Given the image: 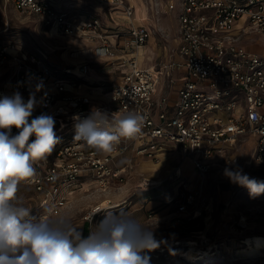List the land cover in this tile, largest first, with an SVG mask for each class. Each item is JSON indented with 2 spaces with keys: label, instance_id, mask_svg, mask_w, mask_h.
Segmentation results:
<instances>
[{
  "label": "built area",
  "instance_id": "obj_1",
  "mask_svg": "<svg viewBox=\"0 0 264 264\" xmlns=\"http://www.w3.org/2000/svg\"><path fill=\"white\" fill-rule=\"evenodd\" d=\"M111 1L113 9L133 15L131 3ZM51 2L0 0V98L19 92L26 102L34 92L42 103L32 118L52 115L56 134L67 127L53 153L34 164L37 180L28 186L36 195L34 216L46 202L59 205L61 212L85 183L105 189L122 179L126 165L119 160L129 150L156 158L178 155L203 176L237 140L250 136L252 157L264 159V53L243 41L250 34H264V0H179L178 35L172 46L159 44L143 20L127 22L121 32L112 31L97 15L79 13L76 18ZM176 5L167 0L164 6L172 10ZM10 8L19 17H39L32 30L46 49L4 39L11 28ZM65 36L83 47V39L89 38L91 57H104L102 63L109 67L96 68L113 75L104 77L103 83L92 82L85 74L95 67L83 58L73 66L61 64L57 55L53 62L44 59V54L59 48L61 54L66 51L69 45L53 41ZM150 37L160 59L142 65L138 50ZM93 109L109 114L139 112L146 117L143 134L122 140L109 155L98 154L75 141V131L69 134L75 129L73 117L84 118ZM257 178L264 181L263 176ZM192 197L186 194L179 199L177 211H186ZM187 219L193 218L176 220L183 225ZM198 246L204 251L207 245Z\"/></svg>",
  "mask_w": 264,
  "mask_h": 264
},
{
  "label": "rangeland",
  "instance_id": "obj_2",
  "mask_svg": "<svg viewBox=\"0 0 264 264\" xmlns=\"http://www.w3.org/2000/svg\"><path fill=\"white\" fill-rule=\"evenodd\" d=\"M51 1L54 5H60L67 12L66 14L76 15V18H80L79 13L86 16L97 15L104 25L113 29L112 31L120 30L121 32L127 28L128 23L126 22H132L129 18L125 22L122 16H113L112 14L117 9H113L114 2L110 0ZM166 1L123 0L125 4L133 5V15L137 18H144V15L149 18L159 44L166 43L167 46H172L175 42L174 38L178 35L179 0H174L177 5L172 10L165 9ZM10 10L8 14L11 28L4 39L7 42L17 41L21 44H29L27 46L31 48L35 45L42 47L39 38L32 30L34 21L39 17H19L16 10L12 8ZM134 21L137 24L141 20ZM116 22L118 23L115 24ZM40 28L43 31V27ZM53 41L69 46L65 47L66 51L63 54L60 48L54 53L44 54L43 58L47 61H55L57 55L59 59L57 56L56 58L61 61V64L66 61L67 64L73 66L78 58H83L95 67L89 68L85 74L86 80L91 79L92 82L103 83L104 77L109 78L113 75L111 70L101 71L99 67L96 68L98 65H102L101 68L108 66L102 63L105 61L104 57H91L92 48L90 46L93 44L89 38L83 39L84 47L76 39L66 36L55 37ZM151 41L148 43L151 44ZM243 41L264 52V34H250ZM43 48L46 49L44 46ZM141 48L138 50V61L142 65H148L153 59L154 52L149 48ZM75 70L79 72V68ZM80 88L83 89V86ZM64 130L60 131L57 136L64 135ZM74 131L75 129L71 130L69 134ZM252 151V137L241 138L226 150L224 155L203 176H199L192 163L190 161L181 162L178 155L166 157L161 154L156 158L147 153L129 150L119 160L120 165H126L122 179H115L105 189L99 188L94 183H85L83 189L76 192L61 212L73 214L74 221L77 226L83 228L84 235L86 230H90L92 226L89 212L93 210L98 212L94 217V222H98L103 218V213L100 212L107 209L106 205L113 202L126 203L128 211L149 226L154 227L158 221L155 227V237L165 243L154 251L142 253L151 258L150 264H264V255L233 256L229 248L231 239L239 241L247 234H264V194L255 198L250 197L247 188L232 183L224 175L225 168L235 170L238 167L250 178L258 180V176L264 177V159L258 161L253 158ZM160 161L162 164L158 163ZM153 163H158L157 169H154ZM21 194L25 197L27 206L32 209V213L37 210L33 207L36 195L30 187L26 186ZM186 194H192V202L186 211L179 212L177 201ZM242 214L245 216V221L239 220ZM177 218H196L198 223H202V227L192 229L189 222L181 225L176 220ZM189 239L196 240L197 246L211 244H218V246L210 250L207 248L205 253L196 254L188 250L187 241ZM185 252L194 255L196 261L192 262L191 256L184 255Z\"/></svg>",
  "mask_w": 264,
  "mask_h": 264
},
{
  "label": "clouds",
  "instance_id": "obj_3",
  "mask_svg": "<svg viewBox=\"0 0 264 264\" xmlns=\"http://www.w3.org/2000/svg\"><path fill=\"white\" fill-rule=\"evenodd\" d=\"M41 103L34 92L26 102L19 92L0 98V264H150L151 258L142 253L165 243L155 237L158 221L154 227L143 223L124 202L102 210L98 222H94L98 212L90 211L87 236L73 214L58 211L55 203L46 202L39 215H32L22 190L37 180L34 164L47 159L61 141L52 115L32 118ZM73 119L74 140L109 155L122 140L143 134L146 117L134 111L109 114L93 109L88 116ZM224 175L247 188L250 197L264 194V181L238 167L225 168Z\"/></svg>",
  "mask_w": 264,
  "mask_h": 264
},
{
  "label": "bare ground",
  "instance_id": "obj_4",
  "mask_svg": "<svg viewBox=\"0 0 264 264\" xmlns=\"http://www.w3.org/2000/svg\"><path fill=\"white\" fill-rule=\"evenodd\" d=\"M131 6L133 7L132 4H131ZM118 7L119 8H122L123 7V4H121ZM117 10H120L121 12L123 11L121 9H117ZM122 13H121L122 15H118V13H115L114 12L112 15L114 17L115 16H118V17L119 16H122V18H124L125 22H126V19L129 18L133 23H135L134 20H138V19L139 20H143L145 18V17L144 18H142V17L137 18L136 15L127 16V15L124 14V12H122ZM141 14H143V11H141ZM83 23L86 24L84 21H83ZM117 23L118 22H116L115 24H117ZM141 49H143V48H141ZM158 163L162 164V161H160ZM158 163H153L154 164V166H153L154 169H157L158 168ZM179 170L180 169H178V171ZM262 180L263 179L259 178V181H262ZM112 204H118V203H116V202L114 203L113 202V203H111L109 205H106V206L109 207ZM239 220L245 221L244 214H242V217ZM187 245H188V250H190L192 253H198V252L205 253V252H207V248H208V250H210L214 246H218V244H211V245H208L206 248H204L205 250L203 251L202 248H200L199 246H197V242L194 239H189L187 241ZM229 248L231 249V254L233 256H241L242 255V256H248V257H250V256H254V255H264V234H262V233L247 234V235H244L239 241H236L235 239H231V245L229 246ZM184 255L191 256L192 262H195L196 261V259H194V255H192V254L190 255L187 252H185Z\"/></svg>",
  "mask_w": 264,
  "mask_h": 264
},
{
  "label": "crops",
  "instance_id": "obj_5",
  "mask_svg": "<svg viewBox=\"0 0 264 264\" xmlns=\"http://www.w3.org/2000/svg\"><path fill=\"white\" fill-rule=\"evenodd\" d=\"M114 12H115V13H118V14H121V13H122L120 10H116V11H114ZM122 14H123V13H122ZM143 22L148 23V24L151 26V28H152V25H151V22H150L149 19L144 18V19H143ZM152 29H153V28H152ZM151 39H152L153 41H151ZM149 41H151V44L148 43ZM149 41L146 43L145 46H143V49L149 48L152 52H154L153 59H152L151 61H149V63H148V64H151V63H154L155 60L157 61L158 59H160V56L158 57V55H157V51H156V48L154 49V47H156V44H155V40H154V38H153V37H150ZM174 41L176 42V39H175V38H174ZM147 44H149V45H147ZM247 46H248L249 48H251V49H254V50H256V51H259V52H261V53H264L263 51H260V49H258L257 47H253V46H250V45H247ZM153 61H154V62H153Z\"/></svg>",
  "mask_w": 264,
  "mask_h": 264
},
{
  "label": "trees",
  "instance_id": "obj_6",
  "mask_svg": "<svg viewBox=\"0 0 264 264\" xmlns=\"http://www.w3.org/2000/svg\"><path fill=\"white\" fill-rule=\"evenodd\" d=\"M186 222H187V223L189 222V225L192 227V229H198V228L202 227V223H201V222L197 223L198 226L196 227V225H195V223L197 222V221H196V218H194V219H189V220L187 219ZM88 230H89V229L86 230V232H85V236L88 235Z\"/></svg>",
  "mask_w": 264,
  "mask_h": 264
}]
</instances>
